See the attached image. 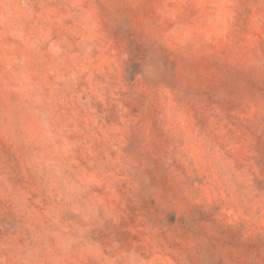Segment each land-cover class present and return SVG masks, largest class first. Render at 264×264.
Instances as JSON below:
<instances>
[{
  "label": "rangeland",
  "instance_id": "374dc122",
  "mask_svg": "<svg viewBox=\"0 0 264 264\" xmlns=\"http://www.w3.org/2000/svg\"><path fill=\"white\" fill-rule=\"evenodd\" d=\"M0 264H264V0H0Z\"/></svg>",
  "mask_w": 264,
  "mask_h": 264
}]
</instances>
